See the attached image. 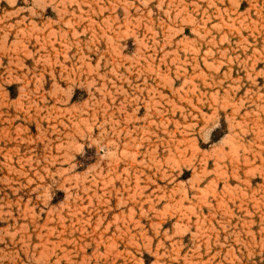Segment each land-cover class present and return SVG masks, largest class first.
<instances>
[{
  "label": "rangeland",
  "instance_id": "374dc122",
  "mask_svg": "<svg viewBox=\"0 0 264 264\" xmlns=\"http://www.w3.org/2000/svg\"><path fill=\"white\" fill-rule=\"evenodd\" d=\"M0 264H264V0H0Z\"/></svg>",
  "mask_w": 264,
  "mask_h": 264
}]
</instances>
